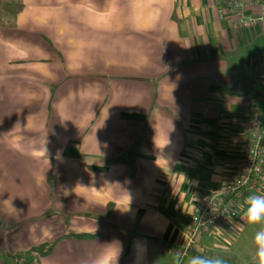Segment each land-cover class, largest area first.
I'll return each instance as SVG.
<instances>
[{
    "label": "crops",
    "instance_id": "obj_1",
    "mask_svg": "<svg viewBox=\"0 0 264 264\" xmlns=\"http://www.w3.org/2000/svg\"><path fill=\"white\" fill-rule=\"evenodd\" d=\"M21 2L0 28V264L48 243L29 264H179L198 199L241 169L264 21L235 29L224 0ZM243 212L181 264L254 263Z\"/></svg>",
    "mask_w": 264,
    "mask_h": 264
},
{
    "label": "built area",
    "instance_id": "obj_2",
    "mask_svg": "<svg viewBox=\"0 0 264 264\" xmlns=\"http://www.w3.org/2000/svg\"><path fill=\"white\" fill-rule=\"evenodd\" d=\"M219 13L229 16L235 29L249 30L264 21V0H224ZM256 83L261 93L248 92L246 95L249 130L241 169L220 189L204 193L198 199L190 217L187 242L178 252L179 264L196 249L200 236L233 231L232 224L241 216L247 197L256 194L264 184V65L257 74Z\"/></svg>",
    "mask_w": 264,
    "mask_h": 264
},
{
    "label": "clouds",
    "instance_id": "obj_3",
    "mask_svg": "<svg viewBox=\"0 0 264 264\" xmlns=\"http://www.w3.org/2000/svg\"><path fill=\"white\" fill-rule=\"evenodd\" d=\"M47 149L35 153L38 157H46ZM245 203L247 208L241 217L247 225H260L254 233L252 241L255 249L252 260L254 264H264V195H250L247 197ZM237 228L243 229V225H236ZM100 264H108L107 261H101ZM191 264H220L218 259L212 257H194Z\"/></svg>",
    "mask_w": 264,
    "mask_h": 264
},
{
    "label": "trees",
    "instance_id": "obj_4",
    "mask_svg": "<svg viewBox=\"0 0 264 264\" xmlns=\"http://www.w3.org/2000/svg\"><path fill=\"white\" fill-rule=\"evenodd\" d=\"M22 10V6L18 5L14 0L7 1L1 3L0 0V28H12L14 27V20L18 13ZM6 15V17H3ZM9 17V18H8ZM72 238L76 239H89L92 238V236H71ZM53 243H48L45 245H41L37 248H32L28 252H26L24 255L17 256V259H23L25 264H29L30 261L33 260L31 257L32 255L36 256V261H38L39 258L47 256L50 254L52 249ZM181 264V263H180ZM254 264V263H251Z\"/></svg>",
    "mask_w": 264,
    "mask_h": 264
},
{
    "label": "rangeland",
    "instance_id": "obj_5",
    "mask_svg": "<svg viewBox=\"0 0 264 264\" xmlns=\"http://www.w3.org/2000/svg\"><path fill=\"white\" fill-rule=\"evenodd\" d=\"M7 1H9V0H1V3H5V2H7ZM11 1H13V0H11ZM16 3H18V5H20V6H22V2H21V0H14ZM55 2H57V0H55ZM3 17H6V15H4ZM9 18V17H8ZM261 190H264V184H262L261 185ZM260 193V192H259ZM256 195H258V192H256ZM246 208H247V206L244 208V211L246 210ZM244 213V212H243ZM243 225H245L246 226V222L245 223H243ZM257 227H260V225H257ZM253 233H255V232H253V229L252 230H250V232H248L247 233V235L246 236H248V238H246V241H250V243H252V241H253V238H254V234ZM245 263V262H244ZM244 263H242V262H236V261H233V262H231V261H228V262H225L224 264H244ZM221 264V263H220Z\"/></svg>",
    "mask_w": 264,
    "mask_h": 264
},
{
    "label": "water",
    "instance_id": "obj_6",
    "mask_svg": "<svg viewBox=\"0 0 264 264\" xmlns=\"http://www.w3.org/2000/svg\"><path fill=\"white\" fill-rule=\"evenodd\" d=\"M253 89L257 92V93H261V87L260 85L257 83L254 85Z\"/></svg>",
    "mask_w": 264,
    "mask_h": 264
}]
</instances>
